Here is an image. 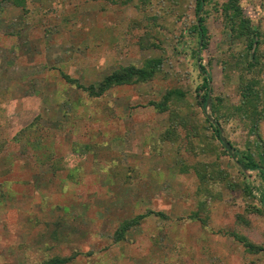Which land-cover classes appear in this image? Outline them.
<instances>
[{"label": "rangeland", "instance_id": "374dc122", "mask_svg": "<svg viewBox=\"0 0 264 264\" xmlns=\"http://www.w3.org/2000/svg\"><path fill=\"white\" fill-rule=\"evenodd\" d=\"M0 1V264L55 256H75L69 264H264V252L251 254L227 235L252 204L261 213L244 233L264 246V176L238 164L243 152H255L251 142L264 146V123L258 136L233 118L220 128L234 156L195 160L160 141L169 114L149 105L179 89L204 121L215 119V98L238 102L239 75L255 74L235 64L248 43L234 41L226 25L229 0H206L200 10L197 0H27L23 8ZM241 5L263 34L264 55V0ZM200 18L204 39L195 31ZM150 59L163 62L153 81L99 99L64 78L98 85ZM202 74L210 78L207 96ZM216 160L225 181L247 186L254 199L229 189L210 203L206 227L195 226L199 180L183 169ZM149 211L168 218L148 215L115 241L125 222Z\"/></svg>", "mask_w": 264, "mask_h": 264}, {"label": "trees", "instance_id": "16d2710c", "mask_svg": "<svg viewBox=\"0 0 264 264\" xmlns=\"http://www.w3.org/2000/svg\"><path fill=\"white\" fill-rule=\"evenodd\" d=\"M2 1L11 3L18 8H23L27 2V0ZM148 1L149 0H139V2L143 4H147ZM204 2H206V0H197V8L199 10ZM223 13L225 14L226 25L233 34L234 41L246 38L248 43V52L246 54H242L239 57L233 56V58L237 60L235 63L236 66H241L242 64L241 67L247 75L255 74V77L250 79L242 74L239 75V85L237 88L238 102L228 105L224 103L222 98L217 97L213 100L212 110L218 123L217 126L213 125L209 119L202 121L198 117L194 105L189 101L187 93L179 89H168L160 101H152L149 104L158 113L169 114V125L166 131L160 134V141L162 143L169 142L178 145L179 149L184 150L189 154L191 159L194 158L195 160L201 155L218 153L219 151H223L225 156L230 155L225 146L223 147L219 142L221 140L219 128L222 125H228L233 118L247 126L251 134H256L258 136L261 124L264 123V78L262 76L264 55L260 53L263 34L259 29L253 27L250 18L244 14L241 0H229L223 7ZM202 22L203 19L200 18L195 31L204 39L207 35V29ZM257 38L258 42L256 41ZM201 43H203L202 47L205 48L208 45L204 40H202ZM255 44L257 48L254 59L252 60L250 52ZM162 65L163 62L160 59H150L146 62L145 66L140 69L135 66L122 67L112 75L106 77L98 85L85 86L77 79L69 76H64V78L69 84L79 89L85 96L91 99H99L116 87L146 84L153 81L161 71ZM200 69L201 72H204L202 66H200ZM201 76L203 78V83L199 87L200 89L207 90L205 94L207 96L210 78L204 74ZM200 105L198 106L200 107ZM250 147H254L255 152H243V156L239 159L238 164L250 171L258 169L264 176V146L254 140L251 142ZM183 171H193L199 180L197 194L198 197L201 198V201L199 200L197 211L190 216V219L199 221L203 228L208 224V218L210 217V203L214 200H220L222 193L225 191H229L230 189V191L235 193L236 190H238L241 195L251 198L252 200L254 199L252 191L247 186L241 190V187L237 183L231 185L225 181L226 179H224L223 175L227 176V170L221 169L219 160L208 163L197 161L186 166ZM221 171H223L222 176L220 174ZM259 213H261V208L258 206L252 204L247 205L243 213L236 215L235 229L227 233V235L233 237L254 255L264 252V246L256 245L244 232L251 228L249 217ZM148 215H161L168 218V216L162 212L153 211H149L145 215L137 216L131 221L125 222L116 231L115 241L121 242L126 240L128 232L134 227L139 226L142 220ZM74 258L75 256H55L39 264H69Z\"/></svg>", "mask_w": 264, "mask_h": 264}, {"label": "water", "instance_id": "95a60500", "mask_svg": "<svg viewBox=\"0 0 264 264\" xmlns=\"http://www.w3.org/2000/svg\"><path fill=\"white\" fill-rule=\"evenodd\" d=\"M255 48H256V44L254 45V48H253V53H254V51H255ZM207 106H208V108H210V106H211V99L209 98L208 99V101H207ZM208 119L214 124V125H217L218 123H217V121L213 118V117H211V116H208ZM219 130H220V134H221V141H222V143L224 144V146H225V148L227 149V151L229 152V154L231 155V156H234L233 155V148H232V146L227 142V140L225 139V137H223V130H222V128H219ZM244 170H247V169H245L242 165H240Z\"/></svg>", "mask_w": 264, "mask_h": 264}, {"label": "crops", "instance_id": "0c3cea01", "mask_svg": "<svg viewBox=\"0 0 264 264\" xmlns=\"http://www.w3.org/2000/svg\"><path fill=\"white\" fill-rule=\"evenodd\" d=\"M168 222H171V218H169V221H168ZM197 224H200V222H199V221H195V226H196ZM140 225H141V224H140ZM140 225H139V226H140ZM139 226H137V227H139ZM195 226H194V227H195ZM200 226H201V224H200ZM134 228H135V227H134ZM131 230H132V229H131ZM131 230H130V231H131ZM128 233H129V232H128Z\"/></svg>", "mask_w": 264, "mask_h": 264}]
</instances>
